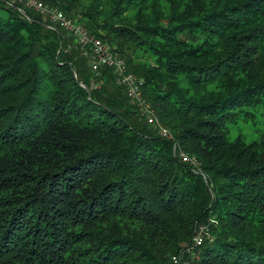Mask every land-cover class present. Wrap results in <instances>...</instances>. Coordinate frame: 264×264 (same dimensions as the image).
Segmentation results:
<instances>
[{
    "label": "trees",
    "instance_id": "obj_1",
    "mask_svg": "<svg viewBox=\"0 0 264 264\" xmlns=\"http://www.w3.org/2000/svg\"><path fill=\"white\" fill-rule=\"evenodd\" d=\"M41 1L124 58L170 135L0 0V264H264V0Z\"/></svg>",
    "mask_w": 264,
    "mask_h": 264
},
{
    "label": "built area",
    "instance_id": "obj_2",
    "mask_svg": "<svg viewBox=\"0 0 264 264\" xmlns=\"http://www.w3.org/2000/svg\"><path fill=\"white\" fill-rule=\"evenodd\" d=\"M21 3L26 8L34 9L45 15L53 24L67 30L75 40L83 47V53L89 57V62L93 70L104 65L113 68L115 81L121 85L128 97L129 103L134 105L139 114L146 120L147 123L157 128L158 133L162 136H169L168 130L157 120L154 111L150 104L144 99L141 93L143 79L137 77L126 68L125 60L122 56L113 52L107 44L100 38L88 32V30L78 21L65 14L61 9L54 6H47L41 0H9V5ZM18 10L21 9L17 7ZM22 10V9H21ZM180 158L195 165L196 160L188 153L179 152ZM208 228L206 225H200L195 229L191 239V247H198L202 244L206 237ZM183 250L174 256L172 260L176 264H188V261L182 257Z\"/></svg>",
    "mask_w": 264,
    "mask_h": 264
},
{
    "label": "rangeland",
    "instance_id": "obj_3",
    "mask_svg": "<svg viewBox=\"0 0 264 264\" xmlns=\"http://www.w3.org/2000/svg\"><path fill=\"white\" fill-rule=\"evenodd\" d=\"M82 1H84V2H87L88 0H82ZM104 2H107V0H103ZM54 7H57V6H54ZM137 56H139L141 59V61H145V62H150L152 59H151V57H148V56H145V55H143V56H141L140 55V53L138 52L137 53ZM138 57V58H139ZM136 75H137V73H136ZM139 78H141L142 79V77H140L139 75H137ZM149 104H150V101L149 100H146ZM151 105V104H150ZM129 106H130V108H132V109H136V107L134 106V105H132V104H129ZM137 110V109H136ZM155 114V113H154ZM156 116V115H155ZM156 118H157V116H156ZM158 120V119H157ZM149 124V123H148ZM146 126H150L151 127V124H149V125H146ZM163 128H165L164 126H163ZM166 130H168V128H165ZM241 131H242V133H243V135L245 136V138H246V140H251V139H253V138H255L256 137V133L257 132H255L254 130H252V127H250L249 125H243L242 127H241ZM168 132H169V130H168ZM233 134H234V132H233ZM197 163V162H196ZM195 163V165L194 166H197V164ZM201 225V224H200ZM200 225H198V226H200ZM203 225H205V224H203ZM197 226V227H198ZM197 255V253H195L193 256H196Z\"/></svg>",
    "mask_w": 264,
    "mask_h": 264
},
{
    "label": "water",
    "instance_id": "obj_4",
    "mask_svg": "<svg viewBox=\"0 0 264 264\" xmlns=\"http://www.w3.org/2000/svg\"><path fill=\"white\" fill-rule=\"evenodd\" d=\"M19 11L22 13V14H24V11L23 10H21V9H19ZM50 27H53V26H50ZM54 28V27H53ZM84 86V88H86L87 89V87L85 86V85H83ZM88 90V89H87Z\"/></svg>",
    "mask_w": 264,
    "mask_h": 264
}]
</instances>
